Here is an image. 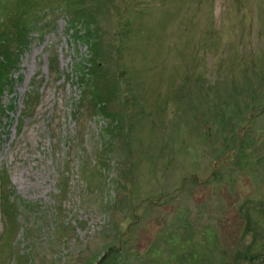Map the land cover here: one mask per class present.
Instances as JSON below:
<instances>
[{"label":"rangeland","instance_id":"374dc122","mask_svg":"<svg viewBox=\"0 0 264 264\" xmlns=\"http://www.w3.org/2000/svg\"><path fill=\"white\" fill-rule=\"evenodd\" d=\"M0 264H264V0H0Z\"/></svg>","mask_w":264,"mask_h":264},{"label":"trees","instance_id":"16d2710c","mask_svg":"<svg viewBox=\"0 0 264 264\" xmlns=\"http://www.w3.org/2000/svg\"><path fill=\"white\" fill-rule=\"evenodd\" d=\"M0 63H1V62H0ZM1 64H2V63H1ZM2 66H3V67H2V72H3V69L5 68V65L2 64ZM0 73H1V72H0ZM1 78H2V77H1V75H0V82H1Z\"/></svg>","mask_w":264,"mask_h":264}]
</instances>
